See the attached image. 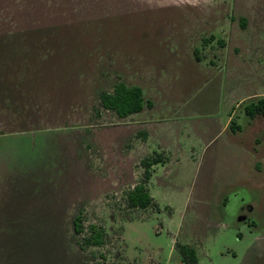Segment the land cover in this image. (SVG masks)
Listing matches in <instances>:
<instances>
[{"label": "rangeland", "instance_id": "rangeland-1", "mask_svg": "<svg viewBox=\"0 0 264 264\" xmlns=\"http://www.w3.org/2000/svg\"><path fill=\"white\" fill-rule=\"evenodd\" d=\"M118 82L151 106L104 109ZM263 97L264 0H0V147L17 161L0 165V264H188L176 244L264 264V115L244 111ZM156 157L153 204L128 209ZM81 191L58 225L52 204Z\"/></svg>", "mask_w": 264, "mask_h": 264}, {"label": "trees", "instance_id": "trees-1", "mask_svg": "<svg viewBox=\"0 0 264 264\" xmlns=\"http://www.w3.org/2000/svg\"><path fill=\"white\" fill-rule=\"evenodd\" d=\"M100 105L106 109L115 112L119 118H124L128 115L140 112L145 105L151 106L149 101H144L142 89L137 85L128 86L123 82H118L113 87L112 91H102L99 94ZM244 111L251 118L258 115H264V97L258 99L256 102L247 104ZM233 122L230 123V129L235 130ZM158 157V156H157ZM152 158L150 160L141 161L144 168L143 178L136 183L130 190L125 192V201L128 209H146L153 204V198L149 195L146 189V182L149 179V168L154 162H158L159 158ZM80 212L73 221V231L78 234L82 230ZM104 230H95L88 238L84 240L86 244L99 246L103 243ZM181 260L188 264H197V256L194 248L189 245L176 244ZM95 264H109L104 261H98Z\"/></svg>", "mask_w": 264, "mask_h": 264}, {"label": "crops", "instance_id": "crops-1", "mask_svg": "<svg viewBox=\"0 0 264 264\" xmlns=\"http://www.w3.org/2000/svg\"><path fill=\"white\" fill-rule=\"evenodd\" d=\"M31 136V135H30ZM4 137H7V136H0V138H4ZM10 137V136H9ZM24 138L26 139H29L27 138V136H25ZM22 138V139H24ZM31 140V139H30ZM24 157V156H22ZM21 162V160H19ZM7 165L11 166L12 168H17L16 165H17V161L13 162L10 160V157H9V154L6 153L1 147H0V165L1 167H5ZM132 187H130L128 190H130ZM83 191H81L79 194L80 196L77 195V197H73L70 199V201H66V202H54L52 205H54V209H57L59 208V213H60V221L57 222L58 225H62V224H66L67 223V219H68V214H69V205L73 202H76V200H79L80 202L83 200L84 196H83ZM109 193H105L103 194V197L106 198V196H108ZM50 203V202H49ZM48 203V204H49ZM83 204H80L77 208V211L76 209L75 210H70V216H71V224H72V228H73V221H74V218L80 213L82 212L83 213ZM62 214H63V217H62Z\"/></svg>", "mask_w": 264, "mask_h": 264}]
</instances>
